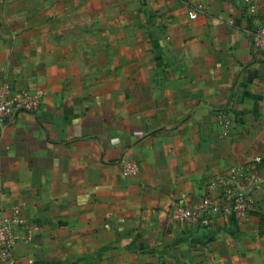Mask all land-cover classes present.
<instances>
[{"label": "crops", "instance_id": "0c3cea01", "mask_svg": "<svg viewBox=\"0 0 264 264\" xmlns=\"http://www.w3.org/2000/svg\"><path fill=\"white\" fill-rule=\"evenodd\" d=\"M198 1L191 18L184 0H0V86L43 92L0 135V204L32 224L15 264H264V0ZM256 156L246 221L170 224Z\"/></svg>", "mask_w": 264, "mask_h": 264}, {"label": "built area", "instance_id": "2783aa9c", "mask_svg": "<svg viewBox=\"0 0 264 264\" xmlns=\"http://www.w3.org/2000/svg\"><path fill=\"white\" fill-rule=\"evenodd\" d=\"M190 7L189 16L194 18L201 11L198 0H184ZM259 0H249L250 11H255ZM255 52L264 54V23L252 26L248 31ZM43 98L41 90L17 88L6 81L0 86V135L7 128L9 118L19 110L35 112ZM220 133L229 135L232 129L230 112L222 109L217 113ZM262 156L235 164L210 178L203 198L195 204L173 203L170 207V224L199 225L211 232L216 231V216H233L238 222L248 219L258 205V196L263 189L259 174ZM122 172L128 177L139 173V163L129 158L122 162ZM32 224L23 218L20 209L10 212L0 204V260L15 264L14 250L17 244L32 240Z\"/></svg>", "mask_w": 264, "mask_h": 264}, {"label": "rangeland", "instance_id": "374dc122", "mask_svg": "<svg viewBox=\"0 0 264 264\" xmlns=\"http://www.w3.org/2000/svg\"><path fill=\"white\" fill-rule=\"evenodd\" d=\"M262 159H263V157H262Z\"/></svg>", "mask_w": 264, "mask_h": 264}]
</instances>
